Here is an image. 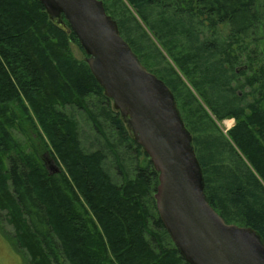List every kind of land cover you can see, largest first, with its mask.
Instances as JSON below:
<instances>
[{
	"label": "trees",
	"instance_id": "1",
	"mask_svg": "<svg viewBox=\"0 0 264 264\" xmlns=\"http://www.w3.org/2000/svg\"><path fill=\"white\" fill-rule=\"evenodd\" d=\"M100 1L140 63L173 93L211 208L264 242V0ZM66 28L51 24L37 0H0V212L14 244L28 264H186L156 212L158 174L84 59L71 54L72 44L83 51ZM89 99L132 162L120 184L104 168L105 153L84 150L77 122L62 111H83L102 134ZM17 109L58 174L14 137L16 129L28 135ZM226 119L235 125L224 136L215 122Z\"/></svg>",
	"mask_w": 264,
	"mask_h": 264
},
{
	"label": "water",
	"instance_id": "2",
	"mask_svg": "<svg viewBox=\"0 0 264 264\" xmlns=\"http://www.w3.org/2000/svg\"><path fill=\"white\" fill-rule=\"evenodd\" d=\"M74 33L84 61L131 139L158 174L153 195L164 230L186 264H264V242L209 205L192 137L171 90L138 60L100 0H37ZM64 19V21H63Z\"/></svg>",
	"mask_w": 264,
	"mask_h": 264
},
{
	"label": "rangeland",
	"instance_id": "3",
	"mask_svg": "<svg viewBox=\"0 0 264 264\" xmlns=\"http://www.w3.org/2000/svg\"><path fill=\"white\" fill-rule=\"evenodd\" d=\"M129 11H131V9H129ZM143 28L145 29V26H143ZM222 28L223 27L219 28L221 30L220 33L221 35L225 36L226 32L222 30ZM151 36L152 35L149 33L150 38H152ZM154 42H155L154 44L160 49L161 53L163 54L169 65L174 67V70H176L177 72V68L168 58L166 52L161 48L159 43H156L155 40ZM70 49L73 57L79 60L84 59L83 53L78 49L76 45L72 44L70 46ZM154 62H158V61H152L153 65ZM162 65L166 66V63L163 62ZM180 77L182 76L180 75ZM243 91L248 92L249 89L240 90L238 92L241 95ZM88 109L92 112L94 116H96L97 121L103 126L102 134H105L106 139H108V143L111 144L112 146L113 152L109 150L104 140V137L102 136V134H99V132L94 128L92 122L88 119L87 115L83 111L77 110L75 107L74 108L65 107L62 109V111L68 117L74 119L77 122V126L80 133L79 135L80 143L84 150L88 152L102 150L105 153L106 157L104 160V168L110 175L111 179L116 184H120L124 172L130 174V169L132 168L131 165L132 162L129 158L125 156V154H123V151L116 143V138L113 132L109 129L107 124L104 123V121L100 118L101 108L96 103L95 99H89ZM15 113L17 116V120L20 121L18 126L22 127L23 131L28 133L27 135L28 137L27 136L25 137L19 129L13 130L12 133L16 138V140L20 143V145H22L23 149L26 152L36 153L37 157H39L43 161L45 168L50 175L58 174L60 172V168L58 165H56L54 160H52V158L47 154L46 149L43 147L41 138H39V134L35 132L33 128L30 127L29 123L25 120L24 114L19 109H17ZM226 122L228 124H226ZM215 123L219 131L224 136L227 133V131H229L235 125V121L233 119H226L221 122H215ZM115 152H117V154H119L120 157L123 159V164L121 167L118 166V164L115 161V157H114ZM122 168H124L125 171H123ZM3 215L4 213L0 212V264H28L26 255L22 251H20V249L16 247V245L14 244L13 231L11 227L8 226L4 221Z\"/></svg>",
	"mask_w": 264,
	"mask_h": 264
},
{
	"label": "bare ground",
	"instance_id": "4",
	"mask_svg": "<svg viewBox=\"0 0 264 264\" xmlns=\"http://www.w3.org/2000/svg\"><path fill=\"white\" fill-rule=\"evenodd\" d=\"M45 12V11H44ZM46 14V13H45ZM47 16V15H46ZM48 21H49V19H48ZM63 21H64V19H63ZM51 24H53L51 21H49ZM65 22V21H64ZM65 24H66V26L68 27V24L65 22ZM54 25V24H53ZM56 26V25H55ZM67 29V28H66ZM85 58V57H84ZM85 62V61H84ZM226 124H228L227 122H226Z\"/></svg>",
	"mask_w": 264,
	"mask_h": 264
}]
</instances>
